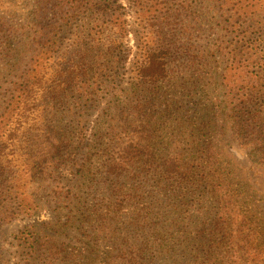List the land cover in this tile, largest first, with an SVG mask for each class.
I'll return each mask as SVG.
<instances>
[{"label":"rangeland","instance_id":"obj_1","mask_svg":"<svg viewBox=\"0 0 264 264\" xmlns=\"http://www.w3.org/2000/svg\"><path fill=\"white\" fill-rule=\"evenodd\" d=\"M163 1L166 7L160 0L140 4L101 0L62 32L63 46L51 69H66V80L71 84H67L66 95L62 94L64 105L58 111L47 105L44 125L71 137L73 148L51 173L34 176L37 168L32 165L24 175L30 182L28 193L35 209L0 225V251L7 264L22 263L28 257L24 248L28 251L26 247L48 241L65 248L67 255L73 254V264H113L122 242L142 243L150 228H156V212L172 216L171 210L166 212L150 194L137 199L136 206L125 205L123 209L111 195L112 183L104 178L103 161L110 156L107 148L116 157L128 143L138 140L151 144L156 160L163 161L177 146H204L207 135L217 136L221 159L232 166L244 191L246 208L264 231V165L222 135L225 123L214 115L225 107L219 81L229 63L219 49H232L234 37L227 31L231 13L218 11L217 0ZM259 6L264 16V0H259ZM33 7V0L23 1L15 24L13 18L0 15L3 21L14 24L5 27L0 52L17 41L18 29L25 27ZM0 12H5V7ZM164 17H169L168 24L163 23ZM240 32L239 27L237 35ZM162 47L172 50L169 76L147 84L140 76L147 50ZM100 53L106 56L99 61ZM4 58L6 62L10 59ZM74 66L79 67L78 72L71 73ZM4 85L10 86L7 82ZM85 161L90 169L80 170ZM17 170L15 166L7 168L0 179V209L3 194L15 185ZM142 224L146 226L140 231ZM22 231L28 241L19 240ZM178 237L185 239L183 233Z\"/></svg>","mask_w":264,"mask_h":264},{"label":"trees","instance_id":"obj_2","mask_svg":"<svg viewBox=\"0 0 264 264\" xmlns=\"http://www.w3.org/2000/svg\"><path fill=\"white\" fill-rule=\"evenodd\" d=\"M23 1L0 0V11L5 7L0 15L13 18L15 24ZM33 1L25 27L18 29L17 41L14 39L6 52H0V179L7 168L18 167L14 171L15 185L3 194L0 225L30 215L35 209L28 193L30 182L24 180L28 168H37L34 176L51 173L71 153L72 138L44 125L47 105L58 111L70 83L66 69L53 72L51 67L62 49L64 29L101 4V0ZM134 1L140 4L143 0ZM160 1L166 7L165 1ZM177 5L189 9L186 4ZM215 7L231 13L227 31L234 40L232 49H219L229 65L219 81L225 107L214 115L225 123L222 135L264 165V16L259 13V0H217ZM163 20L168 24L169 17ZM14 24L0 17V37L8 29L5 27ZM147 51L140 76L153 85L169 76L172 50L162 47ZM105 56L100 53L98 60ZM4 57L10 59L6 62ZM87 65L82 70L86 71ZM78 69L72 67L71 73ZM4 82L10 86L5 87ZM206 137L204 146H177L163 161L156 160L155 148L143 140L131 141L116 157L107 148L110 156L103 161L104 178L111 181L109 190L119 208L136 206V200L147 193L172 215L168 218L156 212V228H150L142 243L122 242L113 264H264L263 226L246 208L244 191L236 182L232 166L222 161L218 137ZM90 167L85 161L80 170ZM145 226L142 224L140 231ZM180 233L185 239L178 237ZM19 240L28 241L25 232L19 234ZM26 249L28 257L20 264H73L76 259L55 242ZM1 253L0 264H7Z\"/></svg>","mask_w":264,"mask_h":264}]
</instances>
